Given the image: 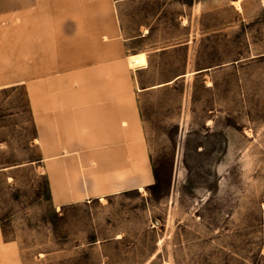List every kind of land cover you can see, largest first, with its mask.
Masks as SVG:
<instances>
[{
    "label": "rangeland",
    "instance_id": "1",
    "mask_svg": "<svg viewBox=\"0 0 264 264\" xmlns=\"http://www.w3.org/2000/svg\"><path fill=\"white\" fill-rule=\"evenodd\" d=\"M124 11L148 55L138 139L53 124L40 84L0 86V264H264V0Z\"/></svg>",
    "mask_w": 264,
    "mask_h": 264
},
{
    "label": "crops",
    "instance_id": "2",
    "mask_svg": "<svg viewBox=\"0 0 264 264\" xmlns=\"http://www.w3.org/2000/svg\"><path fill=\"white\" fill-rule=\"evenodd\" d=\"M129 1L0 0V86L13 75L27 88L40 84L47 100L36 108L53 124L100 125L94 132L105 141L138 139L134 80L148 55L124 20ZM13 45L23 49L19 71L12 67ZM140 53L146 62L132 66L130 56ZM65 130L72 131L58 129Z\"/></svg>",
    "mask_w": 264,
    "mask_h": 264
},
{
    "label": "clouds",
    "instance_id": "3",
    "mask_svg": "<svg viewBox=\"0 0 264 264\" xmlns=\"http://www.w3.org/2000/svg\"><path fill=\"white\" fill-rule=\"evenodd\" d=\"M241 163L244 164V168L247 169L249 167V165L247 163L244 162V158L241 157ZM221 167H226V166H221Z\"/></svg>",
    "mask_w": 264,
    "mask_h": 264
}]
</instances>
